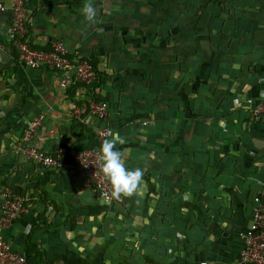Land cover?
Returning a JSON list of instances; mask_svg holds the SVG:
<instances>
[{
    "label": "crops",
    "instance_id": "0c3cea01",
    "mask_svg": "<svg viewBox=\"0 0 264 264\" xmlns=\"http://www.w3.org/2000/svg\"><path fill=\"white\" fill-rule=\"evenodd\" d=\"M25 2L31 47L58 41L94 67L108 141L143 176L108 205L79 172L48 171L17 153L26 139L72 165L101 124L80 89L22 66L3 38L0 195L23 198L27 209L1 231L10 250L26 257L29 241L42 264H113L121 254L135 264L236 262L253 197L264 205V115L250 114L264 101V0H91L95 22L81 14L87 0Z\"/></svg>",
    "mask_w": 264,
    "mask_h": 264
},
{
    "label": "built area",
    "instance_id": "2783aa9c",
    "mask_svg": "<svg viewBox=\"0 0 264 264\" xmlns=\"http://www.w3.org/2000/svg\"><path fill=\"white\" fill-rule=\"evenodd\" d=\"M31 22L30 11L25 0H0V51L3 38L15 51L19 63L28 69H48L60 74L62 89L77 88L83 92L86 105L83 109L101 124L93 128L97 145L81 150L74 155L73 164L64 160L61 151L46 154L24 142L17 148L27 160L48 171L75 170L90 183L97 197L104 204H111L116 198L112 196L110 183L100 171L102 160L100 147L108 141L110 130L107 127V104L94 95L97 72L90 62L76 56H70L63 45L56 41L46 49H34L30 46L26 34ZM81 107L76 113L83 111ZM251 116L264 115V101L251 109ZM38 120L33 121L36 127ZM27 213L25 200L13 196L7 190L0 195V264H25V257L10 250L9 242L3 238L1 231L15 220ZM242 248L236 262L231 264H264V205L259 197H253L251 216L246 228L237 233ZM200 264H206L202 262Z\"/></svg>",
    "mask_w": 264,
    "mask_h": 264
},
{
    "label": "clouds",
    "instance_id": "9594fccd",
    "mask_svg": "<svg viewBox=\"0 0 264 264\" xmlns=\"http://www.w3.org/2000/svg\"><path fill=\"white\" fill-rule=\"evenodd\" d=\"M81 14L86 21L95 22L97 12L91 0L84 3ZM100 153L102 160L100 171L111 185L112 196L120 199L121 196H131L136 192L142 180V170L126 168L120 152L115 150L114 143L111 141L103 142Z\"/></svg>",
    "mask_w": 264,
    "mask_h": 264
},
{
    "label": "trees",
    "instance_id": "16d2710c",
    "mask_svg": "<svg viewBox=\"0 0 264 264\" xmlns=\"http://www.w3.org/2000/svg\"><path fill=\"white\" fill-rule=\"evenodd\" d=\"M193 30H194V27H193V23L192 22H190L189 24L186 23V27L184 29L183 28L181 29L180 40H181V42L183 44L187 40L190 42L189 36L191 34V31H193ZM215 58L212 59V63H211L212 66L216 62ZM181 63H182V65L180 67V72H181L180 74H182L181 77L184 78L185 80H187V75L189 74V71H190L189 68H190L191 64H189L187 60H183ZM151 64H152L151 66L155 68V66H156L155 61H153ZM199 66L200 65L198 63L196 65V67H197L198 70L200 69ZM210 67H211V65H210ZM155 79L156 78H154L152 80V83L151 84H154L155 85L156 84L155 82H161V81H156ZM165 84L166 85H171L172 82H166ZM168 87H166V88H168ZM155 89H157V86L155 87ZM101 100H103V99H101ZM93 145H97V141L96 140L95 141H92V143L90 145H88V147L85 148V149H88V148L92 147ZM64 155H65V153H64ZM197 155H199V154H197ZM26 246H27V249H28L27 250L28 251V254L25 257V264H42V262L45 260L44 259V257H45L44 252L41 251V250H39L37 247H35L31 243H29V241L26 242ZM119 256L121 257L120 259H118L117 256H116L117 259L110 258L108 260L111 261L113 264H117V263H120L121 264L122 262H124L126 264H135L136 261H137V259H135V258L124 257L122 254L119 255Z\"/></svg>",
    "mask_w": 264,
    "mask_h": 264
}]
</instances>
